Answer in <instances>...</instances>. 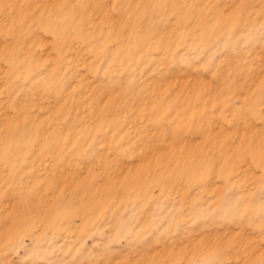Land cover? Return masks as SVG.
Returning <instances> with one entry per match:
<instances>
[{"label": "rangeland", "instance_id": "1", "mask_svg": "<svg viewBox=\"0 0 264 264\" xmlns=\"http://www.w3.org/2000/svg\"><path fill=\"white\" fill-rule=\"evenodd\" d=\"M0 264H264V0H0Z\"/></svg>", "mask_w": 264, "mask_h": 264}]
</instances>
